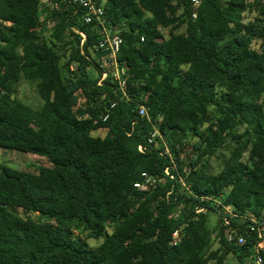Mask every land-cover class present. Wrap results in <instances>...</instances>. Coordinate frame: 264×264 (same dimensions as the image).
<instances>
[{
	"label": "trees",
	"instance_id": "16d2710c",
	"mask_svg": "<svg viewBox=\"0 0 264 264\" xmlns=\"http://www.w3.org/2000/svg\"><path fill=\"white\" fill-rule=\"evenodd\" d=\"M101 1L122 38L128 102L108 80L97 86V27L78 20L80 9L54 11L45 28L39 0H0V148L47 162L36 172L0 164V264H249V242L228 243L218 221L209 229L208 213L194 214L208 204L189 193L239 215L264 210V0H198L194 18L191 0ZM73 30L85 34L81 46ZM21 80L34 84L39 108L15 97ZM152 123L170 157L138 152ZM226 148L222 169L208 173ZM143 172L160 180L147 193L133 188ZM230 226L246 237L245 223ZM82 235L103 238L90 247Z\"/></svg>",
	"mask_w": 264,
	"mask_h": 264
},
{
	"label": "built area",
	"instance_id": "2783aa9c",
	"mask_svg": "<svg viewBox=\"0 0 264 264\" xmlns=\"http://www.w3.org/2000/svg\"><path fill=\"white\" fill-rule=\"evenodd\" d=\"M193 6L192 18L196 15L199 1L191 0ZM77 7L80 9L78 13V20L84 25L94 24L97 27L98 40L93 47L92 54L94 56L95 64L100 77L97 80V86H102L105 80H108V85L112 89V93L119 101L128 102L130 100L129 94L126 89V71L120 67L117 62V54L122 43V38L116 28L108 26L104 19V12L101 0H40L38 4V13L40 22L45 28H50L54 23L53 12L59 11L62 8ZM74 33L80 36L79 45L81 46L85 40V34L73 30ZM73 69V66H70ZM117 101L114 100L109 108H113ZM138 116L146 117L147 112L144 106L137 107ZM108 115L102 117L106 120ZM150 147L161 155L170 157L168 148L163 141L159 131V123L151 124V132L147 136L145 143L137 147L138 152L143 153L146 148ZM175 164L172 162V168ZM164 176L173 180V175L168 169L164 170ZM160 182L155 176H151L145 172L141 173L140 178L133 184L135 191L139 193H147L155 189L156 185ZM178 183L185 187L181 179ZM186 188V187H185ZM187 190V189H186ZM189 195L200 201L206 202L208 205L195 207L194 214H206L215 212L218 215V227L228 228L226 234V241L236 245H243L246 241L250 244V253L248 256L249 264H264L262 253H264V219L257 218L252 214L245 213L243 215L237 214L232 207L226 205L215 197H197L189 193ZM181 205L179 206V208ZM238 219L245 223L246 237L238 233V227H231L230 220ZM173 243L178 241V231L172 235Z\"/></svg>",
	"mask_w": 264,
	"mask_h": 264
},
{
	"label": "rangeland",
	"instance_id": "374dc122",
	"mask_svg": "<svg viewBox=\"0 0 264 264\" xmlns=\"http://www.w3.org/2000/svg\"><path fill=\"white\" fill-rule=\"evenodd\" d=\"M253 17H254V13L247 11L246 13L243 14V23L245 24V23L251 21ZM180 30L182 31V29H180ZM162 32H163L164 36H166L167 31L163 30ZM70 38L71 37L69 36L67 39H70ZM251 47L254 50H259V42L253 41L251 44ZM92 67H93V64H92V66L89 67V69H90V72L94 76L95 71L92 70ZM15 97L19 101L31 106L32 108L37 109L42 105V101L40 100V98H39V96L35 90L34 84H30L24 80H21L19 82V84L16 86ZM82 102H83L82 100H79L80 104H82ZM241 131H242V129H241ZM104 133H105L104 131H98L95 133V135L103 137ZM229 146H232V143H230ZM228 150L229 149H227V148L222 149V150L218 151L214 156L210 157L207 160V170L206 171L208 173L216 174L222 169V166L228 157ZM188 154H189V149H186V150L184 149L182 156H181L182 159L187 157ZM0 164L5 165V166L12 168V169H17V170L27 171V172H36L39 167L46 166L47 162L45 161L44 158L37 157V156L32 155V154L22 153V152H18V151L11 150V149L0 148ZM219 202H222V201H219ZM26 217H28V218H30V219L38 222V223H46L49 221L47 217L41 216L39 214L32 213V212L28 213L26 215ZM260 218L264 219V210L261 212ZM217 221H218V215L215 212L214 213L213 212L208 213L206 226L209 229H214ZM106 232L109 233V230L106 229L105 233ZM82 238L85 239L88 246L95 247L102 241L103 237L85 238V235H82ZM216 246H217L216 242H213L212 248H216ZM227 261L230 264H237L235 259L232 256H228Z\"/></svg>",
	"mask_w": 264,
	"mask_h": 264
},
{
	"label": "crops",
	"instance_id": "0c3cea01",
	"mask_svg": "<svg viewBox=\"0 0 264 264\" xmlns=\"http://www.w3.org/2000/svg\"><path fill=\"white\" fill-rule=\"evenodd\" d=\"M40 1V0H39Z\"/></svg>",
	"mask_w": 264,
	"mask_h": 264
}]
</instances>
